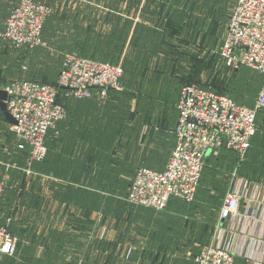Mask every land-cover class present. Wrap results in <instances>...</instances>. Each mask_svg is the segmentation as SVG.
Segmentation results:
<instances>
[{"label": "rangeland", "instance_id": "1", "mask_svg": "<svg viewBox=\"0 0 264 264\" xmlns=\"http://www.w3.org/2000/svg\"><path fill=\"white\" fill-rule=\"evenodd\" d=\"M37 1L42 2L50 10L48 24L44 31V45L24 49L27 51L28 60H23L18 51L10 49L0 36V90L10 81L19 78L40 79L47 77L53 82L66 54L79 55L83 52V54L102 57L99 51L101 48H105V43L108 42L107 34L112 30L116 31L117 38L118 35H122L121 28L123 25H127L129 26L127 38L131 39L135 31L139 35H135L136 37L134 36L131 40L127 39L123 43L124 48H120L121 50L111 56L109 55V60L122 68H124L125 63L127 64L128 72L124 75L126 78H123V81L126 80V82L118 90L119 93L130 88L131 85H128L130 77H135L133 78V85L136 87H139L140 80H143V83L140 84L143 87L139 100L132 99L131 96H133L134 91H129L130 104L134 106L131 107L134 111L131 110L129 116H132L133 112L143 105L138 104L139 101L147 100L143 99L146 97L151 98L147 87H154V82L150 81L156 79L162 81V77L168 78L172 69L174 70V72L172 70V74L175 71L177 73L178 86L182 83V78L189 77L193 73L192 77L198 82L202 84L212 83L220 88L229 89L234 97L240 99L242 105L248 108L254 107V101L260 87V79L246 69L228 68L218 55L225 33L226 20L214 30L202 26L203 30L199 31L195 27V16H198L199 20L205 19L206 8L202 7L201 4L199 5L200 8L190 10L191 4L188 0H181L182 2L185 1V4L181 3L180 5L172 3L174 0L168 3L165 0H134L135 3L130 7V10H125L124 1L121 8L116 10L118 19L108 22L106 15L112 9L107 5L106 0ZM210 1L213 2V0ZM160 3H165V6L167 4L168 12L173 13L178 9L184 11L188 19L186 22L189 19L192 20L191 23H187L186 31L174 36L171 41L169 40L170 36L168 38L165 35V40L168 41H166L165 47L161 46V49L152 40L149 44V35L151 39H155L156 36L159 38L155 32L162 30L161 28L166 21L164 16L166 11L159 8L161 5L158 4ZM233 3L234 0H218L213 8L218 10L219 7L225 8L224 14L228 16ZM12 4V0H0V33L5 14ZM172 4L179 7L176 8ZM205 32L206 34L203 35ZM165 33L169 34L167 31ZM179 38H185L186 41L193 40V44L183 43ZM172 44L177 47L178 54H174L170 49ZM152 49H154L155 54H152ZM106 58L109 57L107 55L102 57V59ZM22 66L26 67L27 71H22ZM136 106L138 107L136 108ZM124 109L125 107L119 100L117 110L114 111L111 106L107 110V114L104 113V116L108 119L112 118L113 122L115 120L114 127H116L118 117L125 115ZM129 121L130 119L127 120V122ZM8 126L0 113V176L4 181L0 218L3 224L8 222L10 232L16 241L15 254L8 258L0 255V264H47L48 260L52 258L51 254L54 259L52 264H59V262L61 264H151V261L145 256L141 242L145 233L140 234L135 225L128 229L124 227L125 222H118L108 212H104L105 217L103 216V219L98 221L95 217L96 212L92 211L88 217V228L86 230L79 229L81 227L79 218L82 209L73 203L74 197L69 191V188L90 191L91 188L84 183H79V180L84 181L88 177L94 178L99 175L101 178L98 183L96 180L94 189L104 199L103 203L111 199L124 203L126 195L118 196L119 188L124 184V181L129 185L132 180L118 178L119 169H123L124 166L118 161L119 153L125 147L114 146L112 156L109 158L104 156L105 163L100 164V166L105 169V173L97 174L83 169V177H81V173L74 172L75 177L66 179L64 170L60 171L63 176H56L60 169L54 173L46 170L47 166H44L43 172L27 170L23 164L24 158L13 153L14 147L8 136ZM53 156L60 160L67 158L61 152L53 153ZM54 157L53 162L56 168ZM116 181L122 182L115 183ZM22 187L24 193L30 195L24 200L23 198L19 199V195L23 192ZM66 194L68 198L63 200L62 197H65ZM209 196L208 204L210 206H214L213 204L216 202L218 204L215 193ZM35 203V211L30 212L33 216L29 217L27 208H33ZM54 204L61 205L62 210L65 209L64 214L59 213L56 216ZM52 208L53 211L51 212ZM68 209H70L69 213H67ZM57 223H59L58 226H56ZM15 226L18 227V232L15 231ZM116 227L121 228L118 229L120 230L119 233L116 232ZM30 228H32V232ZM126 231L131 232L132 241H129V236H122ZM62 232H67L69 235L70 242L68 244L65 243L66 241L61 242L62 237L60 238L59 234ZM102 232L104 235L101 237ZM206 232L210 234L208 240H212L213 230ZM62 247H65L67 253H63ZM95 256L100 258L98 263L94 260ZM168 257L170 258L169 261L172 262V257ZM188 261L189 258L186 264H189Z\"/></svg>", "mask_w": 264, "mask_h": 264}, {"label": "built area", "instance_id": "2", "mask_svg": "<svg viewBox=\"0 0 264 264\" xmlns=\"http://www.w3.org/2000/svg\"><path fill=\"white\" fill-rule=\"evenodd\" d=\"M49 15L50 10L43 3L19 0L4 22L2 41L15 49L43 46L41 33ZM218 55L228 68L243 66L262 76V88L254 107L239 105L226 95L198 85L182 86L175 105V146L165 169L157 172L138 167L126 195L128 203L155 211L164 209L172 198L191 203L208 154L216 155L225 148L242 159L250 148L256 133L257 111L264 109V0L235 1ZM122 77L123 69L119 65L66 54L53 85L26 80L7 83L2 88L6 93V111L15 121L10 131L19 149L28 148L27 170L45 159L48 131L55 130L66 118V109L57 100L58 90H64L63 97L74 101L92 98L102 101L108 91L121 88ZM234 179L224 194L213 239L200 248L195 264L235 263L237 252L226 242L232 229L222 224L238 214L242 201L248 206L255 202L252 196L255 188L251 183ZM3 192L2 179L0 200ZM8 227V222L2 224L0 218V255L12 257L16 241Z\"/></svg>", "mask_w": 264, "mask_h": 264}, {"label": "crops", "instance_id": "3", "mask_svg": "<svg viewBox=\"0 0 264 264\" xmlns=\"http://www.w3.org/2000/svg\"><path fill=\"white\" fill-rule=\"evenodd\" d=\"M5 20L3 21V26ZM6 45L11 47L8 44ZM172 70L168 78L162 77V81L161 79L150 81L154 82V87L148 86L147 91L152 93L153 99L156 98V100L153 103L146 97L143 99L147 100L139 101L138 104L143 105L136 106L138 110L133 112L130 121L125 123L122 129H118L117 125L116 127L114 125L111 126L104 113L107 114V110L111 108L113 103L114 105L117 104L115 99L124 98L129 101L126 105L129 106L125 107L126 112L129 114L133 110L131 107H134L131 106V101L128 100L129 91L119 93L120 91L115 90V94L107 93L106 98L100 101L98 112L87 108L84 110L80 121L73 116L72 119L74 118L76 121L71 123V118L67 114V118H65L66 127L60 129V131L65 132L63 135L64 139L56 141L49 149L51 158L54 157L53 153L58 152H62V155L67 156L64 160L54 157L56 161V168L54 167V169L55 171L60 169L56 176H63L62 172H60L63 170L66 179L75 177L74 172L81 173V177H83V169L97 174H100V172L105 173V169L100 166V164L105 163L104 155L101 152L103 151L101 148L105 143L100 139H104L106 133H112L116 139L113 146L125 147L119 153L118 161L124 166L123 169H119L118 178L132 179L137 167H144L157 172L163 171L175 146L174 129L177 122L175 104L179 98L181 86H178L177 73L172 74ZM123 78L121 84L124 85L126 80L123 81ZM140 96L141 94L139 98ZM74 103L76 104L75 101ZM263 110H258L257 112ZM8 127V131L12 133L10 124ZM72 131H75V133ZM90 137L95 140H90ZM89 147L98 148L91 152L97 155L94 163L96 165H93L91 169L88 162L84 164L81 160L83 159V154L88 152ZM248 151L247 157L240 164H237V155L232 152L224 151L221 154L222 156H219V154H208L205 158V161L207 160L209 164L207 166L209 175L206 176L208 177L206 185H212V183L217 182L216 184L219 183L221 187L205 186L204 190H208V195L214 193L217 195V188H223L226 192L235 180L234 178L242 180L247 185L248 183L254 185L255 189L252 190V196L255 202L248 206L245 200L244 202L242 201L238 214L222 225L223 227L229 226V229H232L226 237V242L232 250L237 252L234 264H264V140L261 138V140L251 141ZM225 192L221 194L222 196L219 195L220 202L217 206L209 208L204 203H199L201 206L198 207L196 204L185 206L183 215L178 214L179 220L177 221L172 215L176 210L172 209L169 211L171 218L167 223L155 221L151 227V236L145 235L141 238L143 250L148 252L146 258L151 261V264H159L161 262L163 255H160L158 260L154 261L153 259L154 254L157 252L162 254L167 252V256L172 257V262L174 260L179 261L178 259L190 258L191 253L196 248L195 246H198L199 243H209L211 240H208V232L201 234V231L204 227V222L209 220L212 221L211 228L214 233V226L219 219V210ZM54 205L56 216L59 213L64 214L65 209L62 210L63 207L61 205ZM52 211L53 208L51 209ZM127 211H130L126 215L132 221L130 228L134 225L139 226V221L136 222L135 220L144 211L130 204L127 205ZM178 211L180 212V207ZM69 212L70 209L67 210V213ZM95 212V217L98 221L102 220L103 216L105 217L102 208L95 210ZM66 223H68L67 220ZM58 225L59 223L56 224V226ZM115 229L119 233L120 230L118 229L121 228L116 227ZM131 235L130 232L129 241H132Z\"/></svg>", "mask_w": 264, "mask_h": 264}, {"label": "trees", "instance_id": "4", "mask_svg": "<svg viewBox=\"0 0 264 264\" xmlns=\"http://www.w3.org/2000/svg\"><path fill=\"white\" fill-rule=\"evenodd\" d=\"M12 1H13V4L8 7V10H7L6 14H5L6 16H5L4 20L7 18L8 14L11 11V9L17 4V2L19 0H12ZM35 1H37V0H35ZM106 1H107L106 2L107 5L110 6L111 9H112V10H110L111 12H109V14L106 15V17H107L106 20H108V22H111V21H113V19H116V18L118 19V17H116L117 16L116 10H117V8H119V9L121 8V4L124 1H125V4H126L125 10H130V7L133 6L134 3H135L134 0H106ZM165 1H167V3L168 2H172V0H165ZM235 1L236 0H234L232 8L234 7ZM188 2H190V4H191L189 6L190 10H195V9L200 8V6H199L200 4L202 5V7L206 8L205 9L206 10V15H205V19L204 20L203 19L199 20L198 16H195V19H194V23L195 24L194 23L193 24L195 25L196 28H198L199 31L203 30L202 26H204V27L206 26V27L210 28L211 30H214L216 27L218 28L220 26V24L224 20H226V22L228 21V17H229V15L231 13V11H230V13L227 16V15L224 14L225 13V11H224L225 8L219 7V10L216 9V8H213L217 4L218 0H215V1L213 0V2L210 1V0H205V1H202V2H201V0H195V1L188 0ZM172 3H175L176 5H180L181 3L185 4V1L182 2L181 0H174V2H172ZM158 5H161V6H159L160 9H164L166 11V13H164V16L166 17L165 18L166 21H165V23L163 24V26L161 28L162 30H160L159 32H155L157 35H159V38H157V36H156L155 39H151V36L149 35V44L151 43V40H152V42L155 43L156 45H158L159 46L158 48L161 49V46L165 47V43H166V41H168V40H165V38H166L165 35H167L168 38L170 36L169 40L171 41V38H174V36H178L179 33L185 32L186 28H187L186 27L187 23H191L192 20L189 19V21L186 22L187 16H186V13L184 11H180L178 9L176 12L171 13V12H168L167 4H166V6H165V3H160ZM173 6H175V5H173ZM177 7H179V6H177ZM145 8H147V7L145 6ZM49 17H50V15L46 18V20L44 22V25H43V29H42V33H41L42 41L44 40L43 39L44 38V31H45V27H47ZM115 22L117 24L116 20H115ZM1 28H3V25H2ZM127 28H129V26L123 25L121 30L124 32V34L122 32V35L121 34L118 35L117 38H116V35H115L116 31L112 30L110 33L107 34L106 38H107L108 42L105 43V48H101V50L99 51V54L102 57H105L107 55L109 58L102 59V57H99V56H96V55L83 54V52H82V54H79L80 56L79 55H76V56H79V57H82V58H88V59H91V60H94V61H98V62H103V63H109V64H112V65H116L112 60H109V59H110L111 55H113V54L117 53L119 50L123 49L124 48L123 43H125V41H127V39H130V38H127L128 37ZM165 31H167L169 34H166ZM205 34H206V32L203 33V35H205ZM135 35H139L137 31H135L133 33L132 38ZM180 41H182L183 43H187L188 45L193 44V40L190 41V39H189V41H186L185 38H184V39H180ZM171 43H177V42H171ZM172 45H170V49L172 50V52L174 54H178L177 53V47H175L173 45L175 47L174 48ZM199 48H200V46H199ZM10 49H12L14 51H18V53L21 55V58L23 60H28L27 51L24 50V49H27V48L15 49V48H11L10 47ZM152 54H155L154 53V49H152ZM173 65H174V63H173ZM126 66H127V64L125 63L124 64V68H122L124 75H125L126 72H128ZM23 68H25V69L23 70ZM21 69H22V71H27V68L24 67V66H22ZM237 69L238 70L239 69H246L247 71L255 74L256 77H258L260 79L259 91L261 90L262 82H263L262 80L263 79H262V76L258 72L253 71V70H251V69H249L247 67H243V66H241V67H239ZM20 73H21V71H20ZM22 73H24V72H22ZM192 75H193V73L191 75H189V77L182 78V83L180 84L181 85L180 86V90H181V87L184 86V85L194 84V85L201 86V87H203L205 89H211L212 91H214L216 93L226 95L227 97L231 98L237 104L242 105L240 103V99H238L237 97H234L231 94V92L229 91V89L220 88V87H218V86H216L215 84H212V83H204V84H202L201 82H198L197 80H195L192 77ZM125 78H126V76H125ZM130 78H131L129 80L130 83H128V85H131V86L126 91L133 90L134 94H132L133 96H131V97H132V99H135V101H136V99L139 100V95L142 93V87L143 86L140 85V84L143 83V80L141 79L140 82H139V87H136V86L133 85L134 84V79L133 78H135V77H133V78L130 77ZM15 80L37 81V82H40V83L50 84V85L55 84V81H56V79H55L53 82H51L47 77L40 78V79L39 78L38 79H36V78H19V79H15ZM145 82H146V80H145ZM121 86H122V84H121ZM259 91H258V93H259ZM64 92H65L64 90H58L57 100L61 104H63V106L65 107L66 114H69V117L71 118L70 119L71 123L76 121L74 118L72 119L73 116L75 118H77V120L80 121V118L82 117V114H83L84 110L87 109V108H91L95 112H98V110L100 108V101H98L96 98L83 100V101H75L76 102V104H75L72 99L63 97ZM107 93L115 94V90H110ZM150 94H151L150 101H152V102L155 101L156 98L153 99L152 93H150ZM128 95L130 96V94H128ZM129 96H128V98H129ZM115 100L117 101V104H115V105H114V103L112 104V107L114 108V111L117 110V108H118L119 100H120V103H122V105L124 107H127L126 105L129 102V101L125 100L124 98L123 99H115ZM242 106H244V105H242ZM125 109H124V113H125L124 117H118V119L116 120V125H117L118 129H122L124 127V124L131 117V116H129V114L126 112ZM0 113L3 116L1 111H0ZM66 118H67V115H66ZM3 119L7 123V121L5 120L4 116H3ZM108 120H109V124L111 126L114 125L115 120H114V122H113L112 118H109ZM65 127H66V119L61 121V122H59L56 125L55 130H49L48 131V133H47V135L45 137V145L47 147L46 157H45V159L42 162L33 163L31 165V167H30V169H32V171L35 170V171L43 172L44 166H47L46 170L48 169L49 172H51V171L53 173L55 172V169H54L55 166H54L53 158H51L49 149L52 147V145L56 141H60V140L64 139L63 135L65 134V132L64 131H60V129H64ZM75 130H77V129L75 128ZM72 132L75 133V131H72ZM56 133H58V134H56ZM67 133H70V132H67ZM8 136L10 138V142L13 144V147H14L13 153L17 154L18 156H20L22 158H24L23 164H24V167H25L26 166V160L28 158V153H29L28 152V148L26 146H24L23 149H19L16 146L15 136L12 133H10V132H8ZM261 138L264 140V110L257 112V115H256V133L251 138V141H254L256 139L257 140H261ZM91 139L95 140L94 138L90 137V140ZM100 140H102L105 143L104 147L101 148L103 150L101 152L103 153V155L105 157L109 158L110 156H112V153H113L112 149L114 148L113 145H114V142L116 141V139L114 138L112 133H106L104 139H100ZM95 144H93V145H95ZM95 149H98V148L89 147L88 148V152L83 154V156H82L83 159H81L84 162V164H87V162H88V165H89L90 169L93 167V165H95L94 163L96 162V158L95 157H97V155H95L94 153L93 154L91 153V152H94ZM224 151H228V152H232V153L236 154L235 152H233L231 150H226L225 148H223V149H221L218 152L219 156H222L221 154ZM101 152H100V154H101ZM248 152L249 151L246 152V154L244 155V157L242 159H240L239 156L236 154L237 155V164H240L243 161V159L245 157H247ZM208 165L209 164L207 163V160H206L204 162V168H203V171H202V175H201V179H200V182H199V186L197 188L194 200L191 203H186V202H184V201H182L180 199L172 198V199H170L168 201L166 207L164 209L160 210V211H155L153 209H149V208H145V207L135 206L134 205V207H136L137 209L144 211L143 214L139 215L136 218V220H135L136 222L139 221V226H137L138 227V232L140 234H144L145 233V235H148V237H150L151 234H152L151 227L154 225L155 221H163V222L167 223L170 220V218H171V215H170L169 211L172 210V209L176 210L172 215L175 217V220L177 221V220H179V215L178 214L183 215V208L185 206H192V205L196 204L197 207H198V206H201L200 205L201 203L206 204L209 208L217 206L219 204V202H220L219 195L223 194L225 192V190L223 188H220V189L217 188L218 194L216 195V198L218 199V204H217L216 200H214L216 202V204H213L214 206H210L208 204L210 196L208 195V190H204V187L205 186L221 187L219 183L216 184L217 182L212 183V185L211 184L210 185H208V184L206 185V180L208 178L206 176L209 175L208 174V169H207ZM100 178L101 177L99 175H97V177H94V178L88 177L84 181L79 180V183H84L85 185H88L89 188H91L90 191H87V190H84V189L82 190L80 188H77V189L69 188L70 193H72L73 197H74V199H72L74 201L73 203H75L77 206H79L82 209L81 210V214H80V221H79L81 223V227L79 229L86 230L88 228V225H89L88 217H89L90 213L92 211H95V210L100 209V208H102L103 213L104 212L110 213V215H112L118 222H122V223L125 222L124 223V227L129 229L130 228V224L132 223V221L129 220V217H128V215H126V213L129 214V212H130V211H127V205L130 204V203H128L127 201H125L124 203H121V202H117L116 200H112L111 199L108 202L105 201L106 202V205H105V202L103 203L104 199L101 198L99 196L98 192L94 189V185L96 183V180H97V183H98ZM0 180H2L1 176H0ZM120 182H122V181H116L115 183H120ZM129 186H130V184L128 185L124 181V184L119 188V194H117V195L120 196V197L122 195H127ZM22 191L23 192H21V194L19 195V199L23 198V200H24V199L30 197V195H27L26 193H24V188L23 187H22ZM67 198H68L67 194L65 195V197H62L63 200H65ZM171 200H172V202H171ZM67 201H69V200H67ZM1 202H2V198L0 200V215H1ZM130 205H133V204H130ZM35 207H36V203H35L33 208H31V207L27 208V212L29 213V215H28L29 217L33 216V214H31L30 212L31 211H35ZM179 207H180V212L178 211ZM209 218H210V216H209ZM211 225H212V221L206 220L204 222V225H203L204 227L202 228L201 234H205V232L207 230H209V232H211V229H212ZM9 227H10V225H9ZM9 227H8L9 233L11 234ZM15 231L16 232L19 231L17 226H15ZM30 231L31 232L33 231L32 228H30ZM122 236L123 237H125V236H129L130 237V232L126 231L125 233L122 234ZM59 237L60 238L62 237L61 242L67 241V244H68V242H70V240H69L70 237L67 234V232L60 233ZM209 237H210V234H209ZM206 244H208V243L207 242H203V243H199L198 246H195L196 248L193 250V252L191 253V257L189 258V261H188L189 264H195L194 263V258L196 256V254L199 252L200 248L202 246L206 245ZM67 246H69V245H67ZM65 247H66V245H65ZM65 247H62L63 253H67V252H65ZM147 253L148 252L145 250V256H147ZM167 254H168L167 252L164 253V254L157 252L156 254H154L153 259H154V261L158 260V257L160 255H163V258H162V260L160 262L161 264H169V263H172V264H186V262H187V259H178L179 261L174 260L173 262H170L169 261L170 258L167 256ZM151 255H153V254H151ZM51 256H52L51 260L50 259L48 260V257H47V260H48L47 264H52L54 262L53 255L51 254ZM6 257L8 258V256H6ZM94 260H95L96 263H98L100 258L98 256H95ZM59 264H61V263L59 262Z\"/></svg>", "mask_w": 264, "mask_h": 264}, {"label": "water", "instance_id": "5", "mask_svg": "<svg viewBox=\"0 0 264 264\" xmlns=\"http://www.w3.org/2000/svg\"><path fill=\"white\" fill-rule=\"evenodd\" d=\"M5 101H6V93H5V91L0 90V111L2 112L7 123L10 125H13V124H15V121L12 119V117L6 111Z\"/></svg>", "mask_w": 264, "mask_h": 264}]
</instances>
